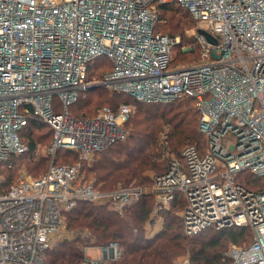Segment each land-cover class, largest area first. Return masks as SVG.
<instances>
[{"label":"built area","instance_id":"obj_1","mask_svg":"<svg viewBox=\"0 0 264 264\" xmlns=\"http://www.w3.org/2000/svg\"><path fill=\"white\" fill-rule=\"evenodd\" d=\"M172 3L196 21V63L174 65L180 37L155 31L158 5ZM102 56L113 69L90 79L88 64ZM96 86L148 103L195 99L207 151L188 145L153 178V215L160 218L181 193L187 236L246 226L253 241L231 245L222 264H264V190L237 181L244 173L264 179V0H0V264H46L80 202L121 214L147 193L122 185L104 191L83 172L82 161L127 139L134 114L123 103L93 118L74 116L80 93ZM33 120L52 129L49 166L38 176L20 172L6 190L2 174L30 152L21 133ZM60 150L79 161L58 163ZM91 248L83 264L123 255L117 242L96 246L98 258L87 255Z\"/></svg>","mask_w":264,"mask_h":264},{"label":"trees","instance_id":"obj_2","mask_svg":"<svg viewBox=\"0 0 264 264\" xmlns=\"http://www.w3.org/2000/svg\"><path fill=\"white\" fill-rule=\"evenodd\" d=\"M158 9L160 21L156 25V32L170 36L180 34L179 36L186 40V31L191 26L196 27V21L191 13L179 4L158 5ZM195 48L193 55L199 53L198 43L195 44ZM112 69L111 61L102 56L88 64V75L90 79H100ZM97 93L106 94L99 96L105 99V104L97 110L98 112L105 106L116 111L123 103H133L137 113L127 123L130 133L128 143L121 142L122 145L117 149L111 148L120 143L110 146L105 151L110 150L93 166L84 167L87 169L88 177L94 179L101 190H113L120 183L125 186L134 183L148 191L139 203L128 207L123 214L114 212L106 205L80 202L74 210L69 212L67 218L70 228L78 229L80 232L86 229L87 236L84 239L79 237L74 241H64L47 251L46 264H81L84 260L85 246L108 245L112 242L120 244L123 255L119 261L109 264H175L179 257L186 254L191 256V264H222L227 243L249 245L253 241V232L246 226H235L220 231L210 229L197 236H187L183 233V221L179 216L185 206L181 193L176 195L172 208L161 213L164 220L163 229L153 238L146 237V226L150 225L152 220L150 217H153L156 206V195L151 191L152 185L149 187L145 185L151 182L146 174L153 170L160 171V168L152 161L151 154L159 147L158 137L164 124L172 127L171 140H173L174 150L177 151L188 144L196 146L202 155L207 151L209 142L199 129L200 114L196 108V101L187 96L170 103H145L125 93L111 92L98 87L80 93L78 101L70 107V112L78 118L95 117L98 112L91 117L87 114L94 111L91 107L93 97L87 96ZM85 95L89 99L83 100ZM76 109H80L82 114H77ZM44 129L47 130L45 137L50 138L52 142L51 127L39 120L31 121L21 133L23 141L30 148V152L24 159L29 157L31 161H35V169L42 160L43 163L46 162L44 158L38 161L33 156L40 142L39 139L44 137L41 135ZM58 156L60 164L79 161L78 154L69 150H60ZM13 172L4 171L3 173L7 176ZM237 181L251 190H264V179L251 173L240 175ZM13 182L11 177L8 180L5 178L2 187L7 190ZM208 235L211 237H205Z\"/></svg>","mask_w":264,"mask_h":264},{"label":"rangeland","instance_id":"obj_3","mask_svg":"<svg viewBox=\"0 0 264 264\" xmlns=\"http://www.w3.org/2000/svg\"><path fill=\"white\" fill-rule=\"evenodd\" d=\"M195 33H196L195 27L193 28V26H191V28H189L186 31V38H187L186 40H185V38L183 39L182 37H180L179 36L180 34H178V37H180V43L177 45V47L174 49V52H173V57H174L173 63H174V65H178V66L190 65V64L196 63L197 61L200 60V58H201L200 50H199L198 54L193 55L192 53H194V51L190 50V47H189L190 45H193V46L195 44L197 45V39H196V34ZM191 51H193V52H191ZM100 95L104 96L106 94L97 93V94H94L93 96H87V97H93V104H92L91 107H92V110H94L91 113L88 112L87 113L88 116L91 117V116L96 115L97 112H98L97 110H99L102 106H104L103 104H105V101H104L105 99L99 98ZM82 99L85 100V99H89V98H86V95H85V96H83ZM145 103H148V102H145ZM107 105H110V104L107 103ZM130 105L132 106V109H133V111L135 113V114H133V116L134 115L136 116V113H137L136 107L134 106L133 103H130ZM110 106H112V105H110ZM77 107H79V106H77ZM75 112L77 114H82L80 109H76ZM46 133H47V130H45V129L42 130L41 135H43L44 137L39 139L40 142L37 145V149H38L39 155L38 156H34L36 159H38V161L42 160L44 158L46 160V162L43 163L42 162L43 160H42L40 163H38V164L36 163L37 164L36 165L37 168L35 169L34 168L35 161H31L30 158L27 157L26 159H24L23 163L13 173L8 174L7 176H6L5 173H3L2 174V179L4 178V180H5V178H6V180H8V178L11 177V182H13L19 177V173L22 172V171H26V172L32 174L33 176H38L40 174H43L47 170V168L49 166V159H48V157L46 155V152H47V148L51 144V140H49L50 138H46L45 137ZM128 133H129V131H128ZM172 133H173L172 127L169 124H164L163 129L160 131L159 137H158V142H159L158 145H159V147H158V149L153 151L152 154H151L152 161L156 164V166H158L160 168V171L153 170V171L147 172L146 175H147L148 179L151 181L150 183L145 184L148 187L150 185H152L151 183L153 182V178L157 174L164 172L167 169V167L169 166L171 160L173 158L179 157L181 155L182 151L184 150V148L186 146H188V144H187V145H184L181 148H179V150H177V151L174 150V146L172 145V141L173 140H171ZM129 135H130V133H129ZM128 137H127V139L125 141H122V144L128 143V141H127ZM122 144L120 142V144H118V146H114V148H111V149H117ZM109 150L110 149H108L107 151H103V152L99 153L96 157H93L90 160V163L86 162V160L82 161V163H83V172H84V174L87 177L89 175L87 173V169H85L84 167L87 168V167L93 166L96 163V161L101 159L102 156L105 153H107ZM62 159H63V157H62ZM88 179H90V178L88 177ZM90 180H94V179H90ZM119 185H122V183L116 185L115 188H117ZM122 186H125V185H122ZM127 186H139V185L131 183L130 185H127ZM110 190H112V189H110ZM110 190H104V191H110ZM123 213H121V214H123ZM68 214L69 213L66 214V223H67L66 229H64L63 233H61V234L56 236V241H55L54 247L52 249H54L55 247H57L59 245V243H62L64 241H74V240H76L79 237L84 239L87 236V234H88V231L86 229H84V231L80 232L78 229L70 228L69 227V220L67 218ZM179 216H181V212H180ZM150 219H152V220H151V223H149V224L152 225V227H150L147 224L145 232H146V237L153 238L157 233H159L163 229L164 220H163V217L161 215H160V218H159L158 215L157 216L153 215V217L152 218L150 217ZM205 237H211V235H208V236H205ZM233 244H235V243H227V245H225V249H224V252H223L224 256L228 252L230 246L233 245ZM235 245L242 246L243 243L235 244ZM119 247H120V244H119ZM52 249H50V250H52ZM87 255L92 256L94 258H98V256L100 255V252L97 249L92 248V249H89L87 251ZM85 257H86V246L84 247V260H85ZM184 259H189L192 262L191 256L189 254H186V255H183V256L179 257L176 260L175 264H179V262L184 260ZM84 260H83V262H84ZM81 264H83V263H81Z\"/></svg>","mask_w":264,"mask_h":264},{"label":"water","instance_id":"obj_4","mask_svg":"<svg viewBox=\"0 0 264 264\" xmlns=\"http://www.w3.org/2000/svg\"><path fill=\"white\" fill-rule=\"evenodd\" d=\"M200 33L205 35L211 42H213V43L217 42V40L213 36H211L209 33H207L206 31L201 30ZM93 88H98V87L96 86V87H93Z\"/></svg>","mask_w":264,"mask_h":264},{"label":"crops","instance_id":"obj_5","mask_svg":"<svg viewBox=\"0 0 264 264\" xmlns=\"http://www.w3.org/2000/svg\"><path fill=\"white\" fill-rule=\"evenodd\" d=\"M150 227H152V225H151ZM95 247H96V246H95ZM95 247H93V248L96 249ZM91 249H92V248H91ZM100 255H101V254H100ZM100 255H99V256H100ZM99 256H98V257H99ZM108 264H109V263H108Z\"/></svg>","mask_w":264,"mask_h":264}]
</instances>
